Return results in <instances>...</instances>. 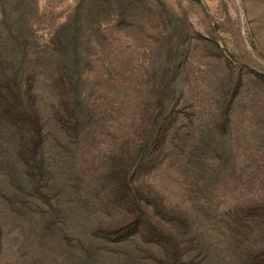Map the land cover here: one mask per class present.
<instances>
[{
	"label": "rangeland",
	"instance_id": "obj_1",
	"mask_svg": "<svg viewBox=\"0 0 264 264\" xmlns=\"http://www.w3.org/2000/svg\"><path fill=\"white\" fill-rule=\"evenodd\" d=\"M66 22L32 87L52 214L5 217L0 264H264V0H0L1 89ZM114 175L169 238L131 236Z\"/></svg>",
	"mask_w": 264,
	"mask_h": 264
},
{
	"label": "trees",
	"instance_id": "obj_2",
	"mask_svg": "<svg viewBox=\"0 0 264 264\" xmlns=\"http://www.w3.org/2000/svg\"><path fill=\"white\" fill-rule=\"evenodd\" d=\"M66 27L68 22L61 26L41 52L29 51L27 40L21 41L19 43L20 68L16 73L18 75L20 70L22 78L18 81L17 75H13L12 80L10 76L5 77L6 84L8 82L9 84L6 89L0 88V244L8 223L5 217H10L11 222L17 223L20 217L39 214L44 221L53 209L46 206L47 210L43 211L45 208L43 200H50L49 193L45 192V183L49 182L47 178H50L51 170L44 153L46 139L52 136V129L50 125L46 126L42 121L34 100L36 96L33 91L36 89L32 90V87L35 77L38 79L40 75L43 77L45 75L49 81L59 84L54 76H62L65 70L64 60L70 47V41L66 40L63 34ZM58 92L61 94L60 90ZM72 116L73 110L70 108L59 113L58 117L53 116L55 120H53L55 124L53 127L58 133L67 136L72 132V129L68 127L71 122L74 123ZM113 180L116 187L115 197L122 198L123 193L129 195V192L133 190L128 186L125 189L121 176L114 175ZM128 195L124 198L126 201L122 200L115 204L124 210L126 218L129 219L135 215L143 216V213L147 216L148 204L137 203L130 194L131 201L127 205ZM146 216L140 217L139 221H136L137 224L127 229L130 233L133 232L131 236H151L159 230V227L152 225L149 217ZM159 233L165 240L169 238L162 230H159ZM161 249L168 264H177V250L173 243Z\"/></svg>",
	"mask_w": 264,
	"mask_h": 264
}]
</instances>
